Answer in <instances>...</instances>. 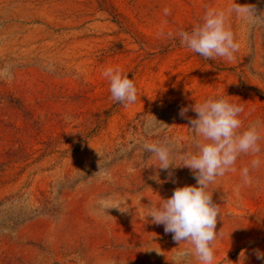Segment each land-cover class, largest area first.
Segmentation results:
<instances>
[{
    "label": "rangeland",
    "instance_id": "1",
    "mask_svg": "<svg viewBox=\"0 0 264 264\" xmlns=\"http://www.w3.org/2000/svg\"><path fill=\"white\" fill-rule=\"evenodd\" d=\"M233 3L264 12V0H0V264H199L178 255L190 245L144 218L196 179L187 167H145L158 162L142 145L167 138L177 153L196 151L197 114L179 110L208 97L243 105L244 128L264 123V23L228 17L240 45L232 62L168 36ZM109 66L134 78V104L111 99ZM260 146L251 185L235 191L254 158L243 154L210 185L222 212L213 264H240L242 250L243 264H264L255 255L264 252V138ZM99 166L111 181L93 175ZM109 194L129 211H95Z\"/></svg>",
    "mask_w": 264,
    "mask_h": 264
},
{
    "label": "clouds",
    "instance_id": "2",
    "mask_svg": "<svg viewBox=\"0 0 264 264\" xmlns=\"http://www.w3.org/2000/svg\"><path fill=\"white\" fill-rule=\"evenodd\" d=\"M164 15H171V9L165 7ZM235 13L245 19H252L264 23V12L255 15L254 5H240L233 3L227 10L208 7L201 22L194 24L190 31L180 30L175 34L169 32V37L179 39L181 47L198 54L205 60L218 58L227 62L235 59V53L239 50V43L235 41L234 33L228 25V17ZM102 76L109 83L111 99L127 107L134 104L138 98V89L134 78L130 79L128 73L121 68L106 67ZM189 108L197 116L189 118L190 130L196 151L176 152L174 145L167 138L161 141L144 142L142 149L150 154L149 160L158 163L159 169L187 167L196 179V185H185L174 189L168 199H161L159 203L151 202L147 209L146 217H151V223L163 225L165 233H172L174 241L179 245L186 243L190 248L178 253L180 257L191 255L199 264H213L215 260V243L221 236V231L216 232L218 214L222 219L220 206L213 203L210 185L216 183L218 177H224L228 172H235V164L243 155H252L254 158L250 166H244L240 170L242 185H238L235 191L238 193L241 186L253 183L250 171L261 166L260 141L264 138V123L260 121L243 127L240 119L244 112L243 105L229 102L226 97H208L203 102H195L194 105L182 107L179 110L181 117H186ZM154 117V116H153ZM71 120V117H66ZM157 124L168 125L158 121ZM99 154V153H98ZM179 159L180 163L176 160ZM133 171V169H129ZM100 181H111L108 170L101 169L93 174ZM173 173L169 172V179ZM158 180V177H154ZM158 182H160L158 180ZM175 182V181H173ZM128 199L109 194L101 197L95 206V211L105 217H112L107 210L115 209L120 213L129 211ZM113 218V217H112ZM256 258L264 260V252L255 250ZM246 259L245 251L240 253V264ZM83 264V261H79Z\"/></svg>",
    "mask_w": 264,
    "mask_h": 264
}]
</instances>
